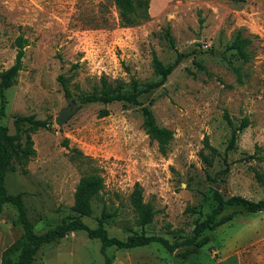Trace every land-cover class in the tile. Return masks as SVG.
Returning a JSON list of instances; mask_svg holds the SVG:
<instances>
[{
    "label": "rangeland",
    "instance_id": "rangeland-1",
    "mask_svg": "<svg viewBox=\"0 0 264 264\" xmlns=\"http://www.w3.org/2000/svg\"><path fill=\"white\" fill-rule=\"evenodd\" d=\"M146 1V18L122 26L113 0H0V73L14 63L16 39L24 43L14 85L0 90V125L17 136L4 188L22 201L32 232L74 217L80 178L97 174L103 183L91 215L81 218L87 227L102 222L110 238L143 234L173 245L101 252L98 240L76 231L42 245L32 264H104L105 258L109 264H264V211L228 206L220 215L235 212L233 219L207 230L210 241L197 255L179 257L195 224L215 208L214 191L224 200H264V0ZM237 30L251 40L246 63L228 49ZM153 53L164 65L177 53L186 57L138 105L84 101L128 93L132 80L140 87L158 80ZM142 108L172 132L163 149L142 129ZM64 109L59 126L54 120ZM102 109L108 114L99 118ZM26 116L47 125L16 129L14 119ZM232 132L235 143L227 150ZM28 136L34 153L27 156ZM135 184L154 211L143 227L129 201ZM22 236L15 206L3 204L0 264H15Z\"/></svg>",
    "mask_w": 264,
    "mask_h": 264
},
{
    "label": "trees",
    "instance_id": "trees-1",
    "mask_svg": "<svg viewBox=\"0 0 264 264\" xmlns=\"http://www.w3.org/2000/svg\"><path fill=\"white\" fill-rule=\"evenodd\" d=\"M113 3L118 11L119 21L122 26H132L137 23V20L139 18H146V0H113ZM139 6H142V16L137 14V8ZM166 36L168 38L169 44L172 46L173 41L168 30L166 32ZM250 42L251 40L249 38L242 36L241 30H237L229 44L228 49L233 50L237 57L243 63H246L250 60L249 53L246 50V47L250 44ZM16 47L17 51L14 63L8 69L0 73V90L8 89L13 86L15 83V79L22 68L24 43L21 37H18L16 39ZM185 57V54L177 53L174 61L171 64L164 65L153 53L152 67L153 72L158 77V80L151 82L144 87H140V85L136 81L132 80L129 85L130 91L128 93H103V95L99 96L98 98H84V101H100L102 104H108L115 101H124L131 105H138L137 98L143 93L162 86L165 83L167 76ZM197 67L201 70L204 69L200 65H197ZM233 72L236 74L237 78H240V73L237 68H234ZM102 87H106L105 82H102ZM63 88L64 92L67 93L66 88L64 86ZM107 114L108 111L102 109L99 111L98 117L102 118ZM141 114V127L144 130L145 134L151 141L156 142L157 146L160 149H163L164 146L171 140L172 132L166 128L159 127L155 123L152 113L147 108H142ZM3 115L4 97L1 95L0 119ZM22 123L29 124L33 129L45 128L47 125L46 121L36 120L32 116L16 117L13 121V125L16 129H19L20 124ZM16 137V135H8L7 129L4 126L0 125V213L2 211V206L5 203H10L15 206L17 210V220L22 227V237L25 242V245L20 251L15 264H32L35 260L36 254L38 253L42 245L53 243L56 240L64 237L66 234L76 231H83L89 239L98 240L100 242L101 252H104L105 249L110 247L121 250L147 246L153 243L160 244L168 251H171L173 249V245H170L162 237L134 234L128 236L125 240H118L116 238H110L107 236L106 231L102 227V222H98V226L94 229L87 227L82 222L81 218L89 217L91 215V201L93 198H96L98 196V193L102 188L103 180L97 174H91L80 178L73 194V204L71 210L75 214L74 217L63 220L59 225L42 234L33 233L30 223L25 215L22 201L17 196L8 195L4 188V178L11 158V151L9 147L13 146L12 143L16 139ZM27 139L28 144L24 149V153L28 156L32 155L34 153V150L32 149V142L30 140V137L28 136ZM235 139V132H232L226 148L227 150L233 147ZM211 150L215 151L213 149ZM213 199L216 202L215 208L203 221L195 224L193 228V235L182 243L184 249L179 255L180 258L187 259L191 256L197 255L199 250L207 245L210 241L209 236L204 233L207 230H214L233 219L235 212L220 215L225 206L236 207L240 212L246 214H256L264 211V200L254 202L240 196H231L224 200L217 191L213 192ZM129 201L131 208L136 215V224L143 227L151 223L154 217V211L149 203L143 202L142 189L138 184L134 185L133 191L129 197ZM218 215H220V217L216 219ZM104 216L109 217L108 215ZM104 264H109L108 258H105Z\"/></svg>",
    "mask_w": 264,
    "mask_h": 264
},
{
    "label": "water",
    "instance_id": "water-1",
    "mask_svg": "<svg viewBox=\"0 0 264 264\" xmlns=\"http://www.w3.org/2000/svg\"><path fill=\"white\" fill-rule=\"evenodd\" d=\"M66 116H67V110H62L60 113H59V115L55 118V124H57V125H61L62 124V122L64 121V119L66 118Z\"/></svg>",
    "mask_w": 264,
    "mask_h": 264
}]
</instances>
